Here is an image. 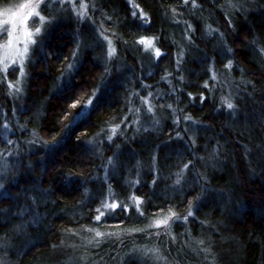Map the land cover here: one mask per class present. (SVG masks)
Wrapping results in <instances>:
<instances>
[{
    "label": "trees",
    "instance_id": "16d2710c",
    "mask_svg": "<svg viewBox=\"0 0 264 264\" xmlns=\"http://www.w3.org/2000/svg\"><path fill=\"white\" fill-rule=\"evenodd\" d=\"M87 1L0 72V264H264V0Z\"/></svg>",
    "mask_w": 264,
    "mask_h": 264
},
{
    "label": "rangeland",
    "instance_id": "374dc122",
    "mask_svg": "<svg viewBox=\"0 0 264 264\" xmlns=\"http://www.w3.org/2000/svg\"><path fill=\"white\" fill-rule=\"evenodd\" d=\"M129 2L134 7L135 14L142 15L135 2L133 0H129ZM53 5L67 8L80 19H84L89 15L90 4L87 0H17L14 3L0 7V72L9 76L10 69L15 68L17 70L15 80L12 81L9 76V80H11L9 81V91L13 95L20 92L19 90L22 88L27 61L32 55V51L36 45H42L40 38L45 32L46 24L50 22V18L47 16L49 13L47 7ZM103 31L105 33L103 38L106 42V50H108L110 56L115 50L113 33L107 28ZM143 41L146 48L153 50L156 54L159 53L153 38L149 37L143 39ZM90 104L91 98L81 103L82 109L87 110ZM70 119L72 120V117ZM137 202L140 203V197L137 198ZM117 206V201L110 200V197H107L99 210L98 221H101L104 212L110 208L115 209ZM172 218H174V214L169 212L163 214L160 219L156 217L153 223L154 225H167ZM113 228L114 226H109V228L107 227L109 230H104L105 228L102 226L96 227L94 229L97 236L96 241H100L102 237L113 231Z\"/></svg>",
    "mask_w": 264,
    "mask_h": 264
},
{
    "label": "snow or ice",
    "instance_id": "6c2138e0",
    "mask_svg": "<svg viewBox=\"0 0 264 264\" xmlns=\"http://www.w3.org/2000/svg\"><path fill=\"white\" fill-rule=\"evenodd\" d=\"M37 31H39V29H37ZM158 51V50H157ZM229 107H232V105L231 104H229L228 105ZM97 219H99V217H97ZM99 234V233H98Z\"/></svg>",
    "mask_w": 264,
    "mask_h": 264
}]
</instances>
